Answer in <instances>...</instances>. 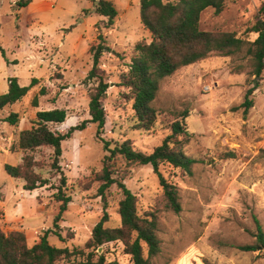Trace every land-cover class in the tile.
Wrapping results in <instances>:
<instances>
[{
  "label": "rangeland",
  "instance_id": "obj_1",
  "mask_svg": "<svg viewBox=\"0 0 264 264\" xmlns=\"http://www.w3.org/2000/svg\"><path fill=\"white\" fill-rule=\"evenodd\" d=\"M21 1L26 0H0V95L8 93L13 78L21 87H29L33 79L39 83L20 101L0 110V185L4 193L13 194L14 203L24 196L22 203L26 206L34 200L50 212L36 220L34 227L42 226L39 229L28 235L23 229L29 246L39 243L47 230L44 227L54 228L59 212L54 196L62 174L67 178L65 193L72 202L60 222L65 241L51 234V245L83 248L105 212L109 215L105 227L121 225L122 191L113 185L106 192V200L98 193L104 158L109 153L96 137L95 124L63 142L61 173L52 170V149L29 153L39 163L36 172L49 180L40 191H25L22 180L15 179L12 185L5 170L6 164L23 163L26 153L12 148L20 131L31 128L37 112L67 110V122L52 127L62 134L90 119L88 108L96 81L86 82V78L93 65L90 49L101 42V35L102 43L112 49L100 60V69L110 85L103 100L106 126L102 138L112 148L130 140L135 150L150 154L172 133L171 126L178 120L191 135L184 151L198 161L191 176L166 163L160 166L165 179L179 189V214L163 208V189L150 165H129L122 157L115 161L114 177L135 194L139 214H155L158 218L162 251L153 264L233 263L232 253L239 254L238 247L254 241L255 218L264 229V75L258 80L250 73L248 58L212 55L165 79L153 103L157 110L154 127L149 131L138 129L132 95L123 82L137 55L136 46L152 41L151 33L141 23L140 0H109L118 12L110 28H105L107 18L95 13L92 0H32L28 7L19 8ZM262 4L264 0H227L220 15L213 9L204 11L201 28L234 32L251 41L250 34L243 32L255 23ZM257 85L251 96L254 106L245 114L242 104L246 93ZM41 90H45L43 94ZM185 111L189 116L182 121ZM12 113L19 115L16 126L4 121ZM98 253L104 254L107 262L132 264L121 242L108 244ZM83 260L73 258L57 264H80Z\"/></svg>",
  "mask_w": 264,
  "mask_h": 264
},
{
  "label": "trees",
  "instance_id": "obj_2",
  "mask_svg": "<svg viewBox=\"0 0 264 264\" xmlns=\"http://www.w3.org/2000/svg\"><path fill=\"white\" fill-rule=\"evenodd\" d=\"M92 1L96 5L95 13L107 18L105 28L112 27L118 16L113 2L109 0ZM226 1L140 0L141 23L151 33L152 41L149 44L140 43L136 46L137 55L132 59L123 82V86L130 89L132 95V109L138 122V129L149 131L154 127L157 110L153 103L162 82L177 71L205 61L212 55L248 58L251 63L250 73L258 80H262L264 75V4L259 8L255 23L243 32L245 35L258 33L259 37L254 42L244 36L238 37L234 32L205 31L201 28V17L204 11L213 9L216 15H220L225 9ZM31 2L32 0L21 1L18 7H28ZM98 39L101 42L90 49L93 65L86 78V82L96 81L88 108L90 119L82 121L71 127L66 134H62L52 127L67 122L69 116L67 110L52 109L37 112L36 119L31 122V128L20 132L18 142L12 148L26 153L23 163L18 166L6 164L5 170L10 177L24 182L25 191L32 192L48 186L49 180L36 172L35 169L39 163L35 162L34 156L29 153L44 148L52 149L54 152L52 170L61 173L60 159L63 153V142L71 139L76 131L85 129L89 124H95L97 125L96 137L103 143L104 150L109 153L104 158L100 176L102 184L98 193L103 200H106V192L113 185H117L122 191L123 198L119 202L121 225L116 228L105 227L109 221V215L105 212L83 248L71 250L68 247L58 248L51 245L49 242L51 234L65 241L61 234L60 222L63 214L68 210V205L72 202V197L65 193L67 178L62 174L61 186L54 196L59 203V212L54 218V228L45 231L39 243L29 246L24 233L15 231L6 234L0 227V264H57L62 260L71 261L73 258H83L80 264H118L107 262L104 255L106 252L98 253L100 248L104 249L105 246L114 242H121L124 245V252L131 257L132 264H153V260L162 251L161 240L158 236V218L155 214L140 215L135 194L128 189L125 183L114 177L115 161L118 157H122L129 165H150L163 189L161 197L163 208L176 214L182 212L179 189L165 179L160 172V166L166 163L191 176L194 165L198 163L184 151L185 146L190 143L191 135L184 123L176 120L171 126L172 133L150 154L135 150L130 140L116 144L112 148V144L102 138L106 126L103 100L107 96L110 85L100 69V60L104 53L112 52V49L102 43L101 35ZM38 83L39 80L33 79L29 87H21L17 79H10L8 93L0 95V110L20 101ZM257 88L258 85L250 88L246 93L242 104L245 114L254 106L251 96ZM44 91L41 90V94ZM33 103L37 106L38 100L35 99ZM188 116L189 112L185 111L181 115L182 121ZM4 121L16 126L19 123V115L12 113ZM261 155L264 157V150H261ZM255 223L254 241L251 244L240 246L239 249L243 252L261 251L264 255V229L258 218H255Z\"/></svg>",
  "mask_w": 264,
  "mask_h": 264
},
{
  "label": "crops",
  "instance_id": "obj_3",
  "mask_svg": "<svg viewBox=\"0 0 264 264\" xmlns=\"http://www.w3.org/2000/svg\"><path fill=\"white\" fill-rule=\"evenodd\" d=\"M250 36H251V41L254 42L259 37V34L250 33ZM14 180H15L14 178L12 177L10 178L11 181L10 183L12 185L16 183L14 182ZM3 189L4 188L0 185V196H1L0 213H4V215H0L1 218L0 222L2 224V225L0 224V227L4 232H6V230L10 232H14V231L22 232L23 229H27L26 235H28V233H30L31 231L33 232L34 230H37L40 227H42L40 225L38 227H34V224H36V220L46 218L50 214V212L46 213V209L41 208L34 200L32 203L26 206L24 203H22V200L23 201L25 200L24 196H21V198H19L20 200L14 203L13 194L9 195L6 192L4 193ZM9 203H11L10 206H8ZM44 229L50 230L48 227L46 228L44 227ZM50 238L51 237H49V240ZM239 248L240 247H238V250H240ZM240 251L239 254L232 253L231 259L234 258L235 259L231 264H264V257L258 258L260 254H263L261 251L258 252H243V251L240 252ZM220 255L224 256V254H220Z\"/></svg>",
  "mask_w": 264,
  "mask_h": 264
},
{
  "label": "water",
  "instance_id": "obj_4",
  "mask_svg": "<svg viewBox=\"0 0 264 264\" xmlns=\"http://www.w3.org/2000/svg\"><path fill=\"white\" fill-rule=\"evenodd\" d=\"M102 251H103V248H100V249H99V252H102Z\"/></svg>",
  "mask_w": 264,
  "mask_h": 264
}]
</instances>
